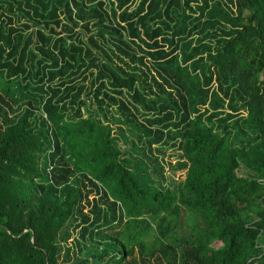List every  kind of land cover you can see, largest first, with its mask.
<instances>
[{
    "label": "trees",
    "instance_id": "16d2710c",
    "mask_svg": "<svg viewBox=\"0 0 264 264\" xmlns=\"http://www.w3.org/2000/svg\"><path fill=\"white\" fill-rule=\"evenodd\" d=\"M253 1L0 0V264H264Z\"/></svg>",
    "mask_w": 264,
    "mask_h": 264
},
{
    "label": "rangeland",
    "instance_id": "374dc122",
    "mask_svg": "<svg viewBox=\"0 0 264 264\" xmlns=\"http://www.w3.org/2000/svg\"><path fill=\"white\" fill-rule=\"evenodd\" d=\"M252 5H254L258 10H260V9L264 8V0H254ZM261 79L264 82V72L261 73ZM168 155L169 156H168L167 160L172 162V164L174 166H178L177 164L180 160L178 157V153H176V151L175 152L170 151ZM169 174L172 175L179 184H182L183 181L186 179V172L180 171L177 168H176V173L170 171ZM195 224H196V222L194 220H191L189 218V216H187L186 220H185L186 226H185L183 232L181 233V235L192 232L194 230ZM221 247H222V245L219 243L213 244V248L216 250L220 249ZM217 256L220 257L221 255H217ZM218 257H215L214 259H218Z\"/></svg>",
    "mask_w": 264,
    "mask_h": 264
}]
</instances>
